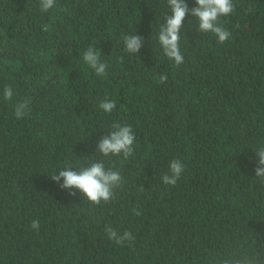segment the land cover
Instances as JSON below:
<instances>
[{"label": "trees", "instance_id": "1", "mask_svg": "<svg viewBox=\"0 0 264 264\" xmlns=\"http://www.w3.org/2000/svg\"><path fill=\"white\" fill-rule=\"evenodd\" d=\"M232 3L219 21L232 34L223 43L185 17L184 61L175 66L158 43L167 0H55L47 12L39 0H0V264L264 256V181L254 171L264 146V0ZM125 35L142 38L137 54L124 51ZM89 46L108 65L104 76L83 61ZM24 100L29 111L16 119ZM105 100L115 102L107 114L99 108ZM113 123L135 136L123 163L96 153ZM88 158L121 174L108 203L70 196L50 179ZM174 159L184 170L175 186L165 185ZM107 226L134 240L117 245Z\"/></svg>", "mask_w": 264, "mask_h": 264}, {"label": "clouds", "instance_id": "2", "mask_svg": "<svg viewBox=\"0 0 264 264\" xmlns=\"http://www.w3.org/2000/svg\"><path fill=\"white\" fill-rule=\"evenodd\" d=\"M195 7L189 9L185 0H167V6L170 15L164 17L158 33V43L162 49L163 55L179 66L184 61V56L180 52V29L186 16L195 18L198 24L197 31L199 33H211L217 38L218 43H223L231 37V32L225 29L220 23L221 17H226L234 11L232 0H194ZM55 0H39V7L42 12H47L53 8ZM124 41V51L130 54H137L142 47V38L138 35H125L122 37ZM100 52L89 48L83 53V61L91 69L95 70L97 76L106 74L107 64L101 62ZM167 76L161 74L159 83H164ZM3 96L5 100H11L13 96L12 88L5 87ZM99 108L104 113H110L115 108L114 101H102ZM29 111V101L24 100L17 102L14 106V115L16 119H21L27 115ZM135 136L131 126L113 123L112 130L101 136L97 146L96 153L99 157L107 158L110 155L114 157H122L121 163L127 160L133 154V144ZM258 157L255 171V178L264 181V146H261L256 152ZM89 161L87 166L74 170L70 166H66L50 179L59 183L62 190H68L69 195L80 194L82 199L92 205H99L101 202L108 203L113 199L114 190L119 188L123 183L119 170L106 168L103 159L94 160V158L86 159ZM184 165L179 160H172L169 165V172L161 177L162 183L169 186H175L180 179ZM62 181V183H60ZM141 190L143 188L141 187ZM136 216L141 213L133 209ZM38 220L31 222L32 229H39ZM106 234L109 240L114 241L117 245H124L126 241L134 240L130 232L118 234L111 226H107ZM218 264H264V256L260 253H254L251 256L244 253L239 257L230 255L228 258L221 259Z\"/></svg>", "mask_w": 264, "mask_h": 264}]
</instances>
